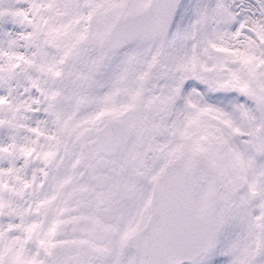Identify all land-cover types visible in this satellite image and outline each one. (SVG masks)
<instances>
[{"label":"snow or ice","instance_id":"1","mask_svg":"<svg viewBox=\"0 0 264 264\" xmlns=\"http://www.w3.org/2000/svg\"><path fill=\"white\" fill-rule=\"evenodd\" d=\"M0 264H264V0H0Z\"/></svg>","mask_w":264,"mask_h":264}]
</instances>
